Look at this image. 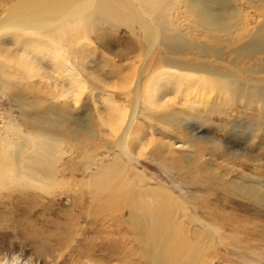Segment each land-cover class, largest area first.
<instances>
[{"label": "rangeland", "instance_id": "374dc122", "mask_svg": "<svg viewBox=\"0 0 264 264\" xmlns=\"http://www.w3.org/2000/svg\"><path fill=\"white\" fill-rule=\"evenodd\" d=\"M3 5L4 3H0V8ZM231 5L240 12L237 18L246 17L244 19L246 22L253 23V17L258 14L246 1L240 4H234L232 1ZM187 18L189 20L186 17L181 18L182 21L178 20L177 28L181 30L184 38L189 39L190 35L185 32L189 23H192V19ZM245 24L247 26V23ZM99 28L102 31L103 29L108 31L107 35L98 40L91 34L89 39L91 46L81 48L87 51L88 57L85 59L87 72L92 76L87 77L88 89L80 97V104L73 105L65 99L63 101V98H57L54 91L56 97L41 94V82L44 80L35 77L21 79L19 76L11 78L7 81L8 86L17 87L26 97L25 100L34 104L26 109L22 108L16 100L19 94L7 92L4 86L0 85L1 134L3 132L11 136L12 132H16L32 138L39 137L37 125L26 121L29 115H36L37 111L40 114L35 119L36 122L51 123L48 115L61 118L55 111L70 117H80L84 114L94 121L95 106L91 99L92 95L89 93L98 94L94 104H97L100 110L104 107L101 103V95H104V98L112 95L117 104L119 101L122 103L119 94L112 93L114 92L112 87L124 84L125 76L128 78L132 67L137 66L135 54L137 48L129 39L125 28L115 23H101ZM199 36H201L198 37L200 43L209 47L215 45L219 47L218 43L207 44L203 35ZM201 39L203 42L200 41ZM236 46L233 45L230 48ZM219 50L223 52L222 56L226 60L234 58L230 55V51L224 53L225 47L221 44ZM76 57L79 58V55ZM263 57V54H256L250 60L237 56L235 65L239 66L242 72L234 68H229L228 71L234 73L236 70L235 75L239 78L244 76L242 79L252 83H259L255 80L263 82L262 75L255 77L248 75V70L257 69L252 63L260 65ZM207 64L210 63L207 62ZM140 72V68L138 71L134 70L133 84H140ZM255 87L257 86L248 85L247 96ZM132 98L131 94V97L123 100V109L128 111L131 108ZM164 103L165 106L161 108H155V106L151 108L158 109V114L154 115L157 124L158 121L159 124L161 123L160 120L163 124L171 120L170 111L167 108L172 110V106ZM217 104L221 105L218 107L220 113L206 116V124L185 122L189 125L188 130L192 132V135L183 131L182 128L174 130L177 136L191 140L192 160L180 157L182 152L178 149H173L174 153L170 154L164 150L163 141L144 145L145 148L142 149L141 143H147V140L151 138V130H149L151 122L147 119V114L139 121L145 126L143 131L145 135L141 137L140 144L129 147L130 154L123 153L121 143L120 152L116 149L106 151L100 142L96 146H87L72 140L74 142L72 144L70 140L72 137L64 133L61 127L43 129L40 142L37 144L40 146L43 142H49V145L45 146V150L39 149V152H32L34 156L37 154L35 157L45 159V163H42L44 171L50 173L55 179L47 185L38 184L37 188L33 187L35 185L32 182L24 184L0 180V264H149L143 257L142 248L148 247L143 238L153 229H156L159 234L160 224L167 230L169 227L167 223L170 221L164 220L165 218L157 209L160 199L158 196L155 197V193L169 200L167 203L174 207V211L179 206L183 209L181 210L184 227L182 232L175 230L178 231L176 233L172 229L168 231L172 232V244H177L178 248L184 246L185 250H188L186 251L188 257L183 261L174 262L177 256L174 255L175 250L172 245V260L167 257L165 264H191V261L192 264H264V206L255 205L243 199L227 185L228 180L230 182L243 176L247 178L244 179L245 184L255 185L264 191V111L258 115L256 109L249 106L242 111L238 109L237 103L228 97ZM257 105L261 106L260 103ZM48 108H56V110ZM151 109L147 111L152 112ZM161 111L165 113V117ZM71 121V118H65L61 119L60 123L64 124V127H74ZM247 122L248 135L247 133L242 136L230 133L228 124L236 126L237 123V125H245ZM168 125L172 128L170 121ZM56 132L58 142H61L58 145L56 140L52 143L46 137H42L46 134V136L57 138L54 134ZM77 132L80 138H86L83 130L78 129ZM209 141H212V145ZM31 145L32 143L29 145L30 150L33 148ZM228 149L236 153H230ZM115 155L124 166L122 173L124 180L112 179V182L110 179L106 189L103 187L100 189V182L91 183V185L79 183L80 180L87 179L89 176L86 167L90 165L88 170L91 174L96 167L111 164ZM182 159H184L183 162ZM213 163L216 169L215 174L207 169ZM218 174L224 177L220 179ZM113 187L116 189L115 193L112 191ZM131 190L147 192L135 197L131 195ZM174 215L176 217L172 218L173 224H178V215L176 212L172 217ZM207 232L212 233L211 238L206 237ZM136 234H139L142 242L135 240ZM198 244L205 249L199 250ZM196 249L200 251V257ZM189 258L191 261L187 262Z\"/></svg>", "mask_w": 264, "mask_h": 264}, {"label": "bare ground", "instance_id": "6f19581e", "mask_svg": "<svg viewBox=\"0 0 264 264\" xmlns=\"http://www.w3.org/2000/svg\"><path fill=\"white\" fill-rule=\"evenodd\" d=\"M232 1L234 4L246 1L251 8L253 6L252 10L258 13L253 17V23L246 22L244 20L246 17L244 19L241 16L237 18V14L240 12L233 8ZM0 3H4L3 7L0 8V85H3L7 92L19 94L16 100L22 108L26 109L34 103L30 104L26 101V97L17 87L8 86L7 81L17 76L21 79L35 77L44 80L41 82V94L57 96L59 99L63 98V101L65 99L72 102L73 105L80 104V97L88 89L87 77L92 76L87 72L85 61L88 57L87 51L81 48L85 49V46H91L89 40L91 34L98 40L107 35L108 31L105 29L102 31L99 28L101 23H115L127 30L129 39L137 48V52L132 50L136 52L139 64L135 68L132 67L128 78L125 76L124 84L111 86L114 91L111 92L115 95L119 94L122 103L119 101L117 104L112 95H108L107 98L101 95V103L104 107L103 110H100L97 104H94L98 94L89 93L92 95L91 99L93 106H95L96 116L94 121L92 120L93 122L88 118L89 116L84 114L80 117H70L55 111L56 108H48L55 111L61 118L48 115L51 123L36 122L35 119L40 114L37 111L36 115H29L26 119V121L37 125L39 137L32 138L29 135L24 136L16 132H12L11 136L3 132L0 133V180H5L4 182L6 180L24 184L25 182H32L35 185L33 187L36 188L38 184L47 185L53 182L55 177L44 171L42 163H45V159L35 157L37 154L34 156L32 152H39V149L45 150V146L49 145V142H43L40 146L37 144L40 142L43 129L61 127L65 131L64 133L72 137L71 141L84 143L87 146H96L100 142L106 151L116 149L120 152L121 143L123 153L128 152L130 154L129 147L137 143L140 144L141 137L145 135L143 132L145 126L139 121L142 116L145 117L147 114V119L151 122L149 123L151 138L147 140V143H141L142 149L145 148L144 145L148 146L163 141L164 150L170 154L174 153L173 149H178L182 152L180 157H184L186 160L191 158L192 160L193 146L190 145L191 140L184 139V137L174 133L175 129L182 128L183 131L192 135V132L188 130L190 129L189 125L185 122L206 124L207 118L205 117L220 113V108H218L220 104L217 103L222 102L226 97L232 99L234 103L236 102L238 109L242 111L247 106L255 108L258 115L264 111V106H262L264 105V81L255 80L259 83H252L242 79L244 76L239 78L235 75L236 70L234 73L228 71L229 68H234L242 72V69L235 65L237 56L251 60L256 54L264 55V0H0ZM184 17L187 20H189L187 17L192 19V23H189L185 32L190 35L188 36L189 39L184 38L181 30L177 28V21H182L181 18ZM199 35H203L207 44L218 43L219 47L220 44L223 45L225 47L224 53L230 51V55L234 58L226 60L218 46L209 47L200 43L198 37L201 36ZM196 38L198 39L195 40ZM200 41L203 42L202 39ZM81 42L83 44H80ZM233 45L237 46L230 48ZM78 55L79 58L76 57ZM252 65L256 66L257 69L248 70L249 76H264V57L260 65L256 63H252ZM138 68L141 70L139 73L140 84H133L135 80L134 70L138 71ZM243 72L247 73L246 71ZM248 85L257 87L253 88L247 96ZM53 91L56 92V96ZM131 94L133 97L131 108L127 111V109H123V100L131 97ZM164 102L172 106V110L167 108L171 113V115L169 113L171 120L167 119L172 128L168 125L169 121H163V124L160 120L161 123L159 124L158 121L157 124L156 119H154V115L158 114V109L153 110L151 108L154 106L161 108L165 106ZM259 103L261 106L257 105ZM149 108L152 112L147 111ZM167 110L165 111L168 112ZM163 114L165 117V113ZM65 118H71L74 127H64V124L60 122L61 119ZM237 124L236 126L228 124V128L231 129L230 133L241 136L247 133L248 135V122L245 125ZM76 129L83 130L86 138H80ZM242 129L245 131L243 132ZM54 134L57 135V132ZM42 137H46L52 143L56 140L57 145L61 143L58 142V135L57 138L46 136V134H43ZM74 142L72 141V144ZM31 143L33 148L30 150L29 145ZM228 150L230 153H236L231 149ZM136 155L138 156L137 153ZM163 156L165 155L163 154ZM120 161L119 157L115 155L111 164L96 167L91 174L88 170L89 165L86 167L89 176L87 179L80 180L79 183L91 185V183L100 182V189L102 187L106 189L108 182L110 184V179L112 182L117 179L124 180L122 178L124 166ZM214 165L213 163L207 167L212 174L216 173ZM218 177L222 179L224 175L218 174ZM244 179L247 178L239 176L237 180L230 182L228 180L227 185L243 199H247L255 205L264 206V191L255 185L245 184ZM115 190L113 187V193L116 192ZM146 192L140 193L138 190H131V195L137 197ZM155 194V197L158 196L160 199V202L157 203V209L165 218L164 220H170L167 223L168 229L181 230L182 232L184 229L181 218L183 215L182 207H176L177 210L174 211V207L172 208L167 203L169 200H166L161 194ZM174 212L178 215V224H173L172 218L176 217L175 215L172 217ZM158 229L159 234L156 229H153L152 232L149 231L150 234L143 238L146 242L145 245L148 244L146 249L142 248L143 257L147 263L165 264L167 257L172 260V245L175 250L174 255L177 256L174 262L183 261L184 258L188 257L186 253L188 250H185L184 246L178 248L177 244H172L171 231L163 228L161 224ZM206 234V237L211 238V232ZM134 237L137 242L141 241L139 234ZM203 249L205 247H199V250ZM199 250L196 249V253L200 257ZM188 261H191L190 258Z\"/></svg>", "mask_w": 264, "mask_h": 264}]
</instances>
